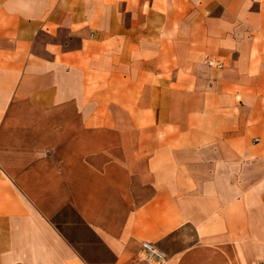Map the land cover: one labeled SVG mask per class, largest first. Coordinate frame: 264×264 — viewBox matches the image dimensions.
Instances as JSON below:
<instances>
[{"label": "crops", "instance_id": "crops-1", "mask_svg": "<svg viewBox=\"0 0 264 264\" xmlns=\"http://www.w3.org/2000/svg\"><path fill=\"white\" fill-rule=\"evenodd\" d=\"M0 264H264V0H0Z\"/></svg>", "mask_w": 264, "mask_h": 264}, {"label": "built area", "instance_id": "built-area-1", "mask_svg": "<svg viewBox=\"0 0 264 264\" xmlns=\"http://www.w3.org/2000/svg\"><path fill=\"white\" fill-rule=\"evenodd\" d=\"M144 248L149 251V254L158 255L156 253V250L154 249V247L152 245H150V244H144Z\"/></svg>", "mask_w": 264, "mask_h": 264}]
</instances>
